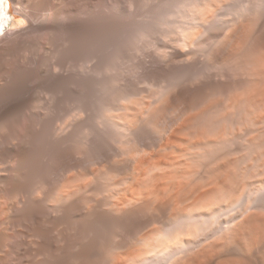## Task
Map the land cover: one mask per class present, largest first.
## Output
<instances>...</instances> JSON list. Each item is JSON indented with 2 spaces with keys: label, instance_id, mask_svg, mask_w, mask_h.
Listing matches in <instances>:
<instances>
[{
  "label": "rangeland",
  "instance_id": "1",
  "mask_svg": "<svg viewBox=\"0 0 264 264\" xmlns=\"http://www.w3.org/2000/svg\"><path fill=\"white\" fill-rule=\"evenodd\" d=\"M9 1L0 36V190L14 184L0 191V216L14 219L3 264H36L31 243L47 240H77L71 251L86 245L101 251L89 252V263L110 264L119 251L114 231L135 223L124 251L143 252L125 264H182L197 245L177 243V233L219 239L224 220L264 213L256 209L264 205V0ZM24 150L30 156L20 163ZM199 192L219 200L214 216L167 214L139 238L154 215L148 208ZM107 221L118 226L110 231Z\"/></svg>",
  "mask_w": 264,
  "mask_h": 264
},
{
  "label": "bare ground",
  "instance_id": "2",
  "mask_svg": "<svg viewBox=\"0 0 264 264\" xmlns=\"http://www.w3.org/2000/svg\"><path fill=\"white\" fill-rule=\"evenodd\" d=\"M9 9H10V1H9V4H8V7H7V9L5 10V12L3 13V15H0V31H2L3 30V28H7V26L9 25V21H10V16H9ZM259 48V47H258ZM235 55V54H234ZM261 59V58H260ZM258 60V59H257ZM262 60V59H261ZM264 60V59H263ZM260 62V61H259ZM261 63V62H260ZM263 69H264V66H263ZM244 75H245V73H244ZM245 77V76H244ZM241 80V79H240ZM238 81V80H237ZM235 83V82H234ZM233 83V84H234ZM243 84V83H242ZM241 85V84H240ZM244 85H246V84H244ZM235 86V85H234ZM263 87V86H262ZM233 88V87H232ZM244 88V87H243ZM263 89V88H262ZM261 89V90H262ZM242 92L240 91V94H241ZM241 96V95H240ZM262 96V95H261ZM260 99V98H259ZM262 99V98H261ZM264 99V98H263ZM262 99V100H263ZM255 100V99H254ZM216 102V101H215ZM214 102V103H215ZM218 103V102H217ZM237 103V102H236ZM238 103H240V102H238ZM235 106H237V105H235ZM251 106V105H250ZM217 107V106H216ZM229 107V106H228ZM262 107V106H261ZM209 108H210V106H209ZM209 108H208V110H209ZM231 108V107H230ZM237 109V108H236ZM261 109V108H260ZM216 110H217V108H216ZM215 110V111H216ZM222 110V109H221ZM253 110V109H252ZM236 111V110H235ZM260 111V110H259ZM229 112V111H228ZM251 112H253V111H251ZM258 113V112H257ZM257 113L255 114V115H257ZM4 114V113H3ZM223 115V114H222ZM252 115H254V113L252 114ZM227 116H228V114H227ZM258 116V115H257ZM224 117H225V115H224ZM249 117H250V115H249ZM259 117V116H258ZM224 119H227V118H224ZM27 129L25 128V131H26ZM27 142V141H26ZM23 143H24V141H23ZM22 143V144H23ZM27 144V143H26ZM62 144H63V142H62ZM20 146V145H19ZM61 146V145H60ZM63 146V145H62ZM3 147H5V146H3ZM7 147H10L9 145L7 146ZM26 147V146H25ZM27 148V147H26ZM58 148V147H57ZM57 148H54V149H57ZM64 148V147H63ZM18 149V148H17ZM28 149V148H27ZM58 150V149H57ZM2 151V150H1ZM29 151V150H28ZM60 151V150H59ZM55 152V151H54ZM2 153H3V151H2ZM6 154V153H5ZM8 154V153H7ZM25 153V150H24V152H18V154H16L17 156H18V158H17V160H19L18 162H23L24 163V161H26L25 160V158H27V156H30V155H28V154H26ZM6 156V155H5ZM2 157H4V156H2ZM2 159V158H1ZM58 159V158H57ZM28 161H29V159H27ZM32 160V159H31ZM12 162H14L13 160H12ZM17 162V161H16ZM10 163H11V161H10ZM26 164H27V162H25ZM31 163V162H30ZM59 163V162H58ZM71 164V163H70ZM10 165V164H9ZM16 165H17V163H16ZM19 165V164H18ZM17 165V166H18ZM22 165H24V164H22ZM61 165V164H60ZM20 166V165H19ZM52 166V165H51ZM69 166V165H68ZM23 167V166H22ZM63 167V166H62ZM74 167V166H73ZM16 168V167H15ZM55 168V167H54ZM54 168H53V170H54ZM70 168V167H69ZM68 168V169H69ZM52 169V168H51ZM223 169H226L225 167L223 168ZM57 171L58 170H54V172H56V174H57ZM65 171V170H64ZM63 171V172H64ZM71 171H73V170H71ZM70 171V172H71ZM13 172V171H12ZM53 172V173H54ZM61 172V171H60ZM65 173V172H64ZM72 173V172H71ZM56 174H54V175H56ZM62 174V173H61ZM68 174V173H67ZM227 174V173H226ZM59 175V174H58ZM63 176V175H62ZM67 176V175H66ZM68 176H69V174H68ZM67 176V177H68ZM224 176H225V174H224ZM52 177V176H51ZM70 177V176H69ZM47 179H49V178H47ZM46 179V180H47ZM9 180V179H8ZM52 180H53V178H52ZM51 180V181H52ZM66 180H70V179H66ZM7 181V180H6ZM59 181V180H58ZM67 181V182H68ZM12 182V181H11ZM11 182L9 183V181L8 182H6L7 184H5V187L8 185V186H10V188H11V185L12 184H14V183H12L11 184ZM45 182V181H44ZM71 182V181H70ZM260 182V181H259ZM5 183V182H4ZM53 183V182H52ZM227 183V182H226ZM44 184H46V183H44ZM49 184V183H48ZM51 184V183H50ZM55 184V183H54ZM68 184V183H67ZM232 184V183H231ZM231 184L229 185V186H231ZM257 184V183H256ZM261 184V183H260ZM7 186V188H4V189H7V190H5L6 192L8 191V193H9V191H11V189H9L8 190V187ZM45 186V185H44ZM48 186H51V185H48ZM47 186V187H48ZM54 186V185H53ZM227 186V185H226ZM228 186V187H229ZM233 187H234V183H233V185H232ZM45 188H46V186H45ZM51 188H52V186H51ZM224 188H225V186H224ZM232 187H230V189H231ZM2 189H3V187H2ZM1 189V190H2ZM3 189V190H4ZM229 189V190H230ZM0 190V191H1ZM2 190V191H3ZM45 190V189H44ZM47 190H48V188H47ZM236 190V189H235ZM4 191V192H5ZM25 191V190H24ZM175 191V190H174ZM17 192V191H16ZM228 192V191H227ZM230 192H232V191H230ZM234 192V191H233ZM2 193V192H1ZM10 193H12V192H10ZM21 193V192H20ZM221 193H223V192H221ZM24 194H26L25 192H24ZM41 194H43V191H42V193ZM40 194V195H41ZM162 194V193H161ZM220 194V193H219ZM224 194V193H223ZM232 194V193H231ZM2 195H4V194H2ZM9 195V194H8ZM233 195V194H232ZM10 196V195H9ZM11 196H13V195H11ZM24 196V195H23ZM42 196V195H41ZM222 196V195H221ZM231 196V195H230ZM26 197V196H25ZM167 197V196H166ZM222 197H224V196H222ZM226 197V196H225ZM228 197H229V195H228ZM228 197L226 198V200L228 199ZM232 197V196H231ZM9 198V197H8ZM23 198V197H22ZM220 198V197H219ZM224 199V198H223ZM161 200H163V199H161ZM160 200V201H161ZM169 201H168V203L169 204H158V202H157V204H156V206H154L153 205V207L151 206L150 208H148V204H145L146 205V207L148 208V210H152L153 209V211H154V215L153 216H151L150 218H147V219H144L145 220V222H143L144 224L143 225H146L147 226V229L145 230V232L144 233H142L141 235H139V238H149L151 235H153L156 231H158L157 230V228H156V226L158 225V224H161V223H158V222H160L161 220H162V218L165 216H168V215H170V216H168V217H172V216H175V215H178V214H184V213H187V214H193V212L194 213H197L199 216H206L208 213H212L213 211L215 212V207H216V205H219V204H217L218 202H219V200H218V202H214L215 201V197H214V195H212L211 193H206V192H203V193H193V194H184V195H175V196H172V197H170L169 199H168ZM222 200V199H221ZM159 201V200H158ZM258 201V200H257ZM163 202V201H162ZM222 202V201H221ZM228 202V201H227ZM246 202V201H245ZM244 202V203H245ZM155 203V202H154ZM233 203V202H232ZM256 203V202H255ZM35 204V203H34ZM34 204H33V206H34ZM224 205H226V204H224ZM117 206V205H116ZM143 207H145L144 205H142ZM111 207V206H110ZM114 207H115V205H114ZM218 207H220V205L218 206ZM222 207V206H221ZM32 208V211H33V209H35L34 210V212L37 210L38 212H36L35 214H37V215H35V216H37V218L40 216L41 217V215L43 214V213H40L39 212V210L41 211L42 210V208H40V207H35L34 206V208L33 207H31ZM40 208V209H39ZM72 208H75V207H72L71 206V210H73ZM77 208V207H76ZM75 208V209H76ZM103 208V207H102ZM142 208V207H141ZM147 208H144V209H147ZM229 208V207H228ZM227 208V209H228ZM252 208V207H251ZM255 208V207H254ZM39 209V210H38ZM93 209V208H92ZM101 209V208H100ZM104 209V208H103ZM102 209V210H103ZM111 209H113V211H114V208H111ZM115 209H117L116 207H115ZM140 209V208H139ZM139 209H137V210H139ZM216 209H217V207H216ZM220 209V208H219ZM236 209H238V208H236ZM235 209V210H236ZM256 209L257 210H264V205L262 204V205H259V206H256ZM2 210V209H1ZM94 210H97V211H101V210H98V209H94ZM94 210H92V211H94ZM132 210V209H131ZM218 210V209H217ZM229 210V209H228ZM255 210V209H254ZM74 211V210H73ZM89 211H91V210H89ZM88 211V212H89ZM113 211H112V213H113ZM129 211V210H128ZM128 211H126V212H128ZM42 212H44V210L42 211ZM81 212H83L82 210H81ZM85 213L87 212V211H84ZM106 212V211H105ZM119 212V211H118ZM117 212V213H118ZM130 212V211H129ZM138 212V214H139V211H137ZM142 212V211H141ZM257 212V211H256ZM264 212V211H263ZM41 215H40V214ZM93 213V212H92ZM107 213H109V212H107ZM114 213H115V211H114ZM120 213V212H119ZM123 213V212H122ZM224 213V212H223ZM3 214V213H2ZM1 214V215H2ZM39 214V215H38ZM82 214H84V213H82ZM81 214V215H82ZM97 214V213H96ZM110 214V213H109ZM137 214V215H138ZM142 214H144V213H142ZM147 214V213H146ZM168 214V215H167ZM213 214V213H212ZM44 215V214H43ZM80 215V216H81ZM91 214H88V216H87V214H86V217L88 218H86L87 220H89L90 219V216ZM95 215V214H94ZM99 215V214H98ZM103 215V214H102ZM106 215V214H105ZM117 216H118V214H116ZM129 215H135V213H134V210H132L131 212H130V214ZM145 215V214H144ZM185 215V214H184ZM228 215V214H227ZM226 215V216H227ZM2 216H4V215H2ZM2 216H0V217H2ZM82 216H84V219H81V220H83V222H84V224L86 225V224H89V223H91L90 221H89V223H86L87 222V220L85 219V214L84 215H82ZM115 216V215H114ZM122 216V215H121ZM190 216V215H189ZM213 216H214V214H213ZM223 216H225V215H223ZM5 217H7L6 219H5V221L3 222V223H1L0 222V244L1 243H3V244H1V245H3L2 247H1V245H0V261L2 262V264L4 263V262H6V260H7V258H6V255H7V253H8V251H9V249H8V245H6L5 244V241L7 240V238L9 237V235H10V226H12L13 225V219H12V217H8V216H4V218ZM32 221H35V219H34V214L32 213ZM39 217V218H40ZM91 217H92V215H91ZM97 217V216H96ZM126 217V216H125ZM133 217V216H132ZM142 217V216H141ZM231 217V216H230ZM233 217V216H232ZM3 218V217H2ZM36 218V221L38 220ZM93 218V217H92ZM95 218V217H94ZM115 218V217H114ZM121 218H124V217H121ZM120 218V219H121ZM184 218H186V217H184ZM205 218V217H204ZM98 219V218H97ZM100 219V218H99ZM109 219H111V218H109ZM137 219V218H136ZM139 219V218H138ZM161 219V220H160ZM190 219V218H189ZM84 220H86V222L84 221ZM102 220V219H101ZM100 220V221H101ZM112 220V222H113V218L111 219ZM110 220V221H111ZM124 220V219H123ZM131 220V219H130ZM133 220V219H132ZM192 220V219H191ZM208 220V219H207ZM223 220V219H222ZM229 220V219H228ZM228 220H224L225 222H227V223H224V225H225V227H226V231H225V227L224 228H222L221 227V223H220V227L226 232H224V233H220V234H224L223 236L221 235V238H219V239H217V237L214 239V237H213V235H207V236H205V237H203L202 236V238L201 237H199L198 236V238L196 239V240H192V241H190L191 239V237L189 236V234H186V235H183L182 233V235L180 234V236L178 237V235L176 234L175 236V241L177 240V243L179 242V244L180 243H184V244H188L187 243V241L189 242V244H191V242H193V243H195V245L194 246H198V248H197V246L194 248V249H199V247H200V249L199 250H197V251H194V249H193V244H191V246L192 247H188V248H190V249H193V251H191L190 249H189V253H190V255L187 257V255L185 256L186 258V260H185V262H183L182 264H264V213L262 214V211H261V214L259 213H254V214H252V212H251V215H249L248 217H246V218H244V219H242V220H240L239 222H236L235 220V222L233 221V223H232V221H231V219H230V221H228ZM0 221H1V218H0ZM40 221V223H41V221L42 220H38L37 222H39ZM93 221V220H92ZM99 221V222H100ZM103 221V220H102ZM117 221V220H116ZM115 221V222H116ZM120 221V220H119ZM134 221H135V219H134ZM138 221V220H137ZM209 221V220H208ZM211 221V220H210ZM81 222V221H80ZM94 222V221H93ZM114 222V223H115ZM230 224H229V223ZM15 223V222H14ZM79 223V222H78ZM111 223V222H110ZM11 224V225H10ZM34 224H37V223H34ZM118 223H116L114 226H116ZM120 224V223H119ZM139 224V223H138ZM138 224H133V225H131L129 228L127 227V229L126 228H123V230H120V231H114L115 232V237H114V235H112L113 237H114V239L112 240V239H110L111 241H113L112 242V244H113V246H115L116 247V249H118L119 248V251H117V252H115V254L113 255H111V253H110V256H111V260L109 261L110 262V264H125L126 262H124V261H126V259H129V258H131L133 255H134V257L135 256H138V254L139 253H142L141 252V249L138 247V248H136L135 249V247H131L132 249H133V251H131V249L129 248V250H130V252H132V253H129V250L128 251H124L126 248H124V244L126 243V242H124V238H125V236H129V238L131 239V236H135V235H133L134 233L133 232H135L134 230L136 229V228H138L140 225H138ZM229 224V225H228ZM37 225H39V224H37ZM80 225V226H79ZM79 225H77V226H79V228L81 227V223L79 224ZM93 224H90V227H91V229H92V227H93V230H94V225H97L96 223L92 226ZM101 225H103V223H101ZM105 225V224H104ZM108 225L110 226L111 225V229H112V223L111 224H109L108 223V221H107V226L106 227H108ZM183 225V224H182ZM204 225V224H203ZM215 225V224H214ZM223 225V224H222ZM89 226V225H88ZM87 226V227H88ZM98 226V225H97ZM96 226V227H97ZM118 226V225H117ZM159 226V225H158ZM157 226V227H158ZM190 226H192V225H190ZM82 227H84L83 226V223H82ZM81 227V228H82ZM90 227H88L89 228V231H90ZM144 227V226H143ZM39 228V227H38ZM70 228V227H69ZM103 228V227H102ZM109 228V227H108ZM110 228H109V230H110ZM140 228H142V227H140ZM221 228H219L218 229V231L220 230L221 232H223V230H221ZM84 229H86V228H84ZM98 230H100L99 228H97ZM95 230V231H98V230ZM104 229H105V227H104ZM107 229V228H106ZM143 229V228H142ZM185 229V228H184ZM202 229V228H201ZM38 230V229H37ZM68 230H70V229H68ZM92 230V232H95V231H93ZM108 230V231H109ZM116 230H118L117 228H116ZM137 230H139V229H137ZM42 231V230H41ZM39 232V233H36L37 235H39V234H41L42 232ZM102 231V230H101ZM110 231H112V230H110ZM140 231V230H139ZM182 231H184V230H182ZM82 232V231H81ZM100 232V231H99ZM117 232V233H116ZM201 232V231H200ZM211 232V231H210ZM209 232V233H210ZM44 233H45V231H44ZM43 233V234H44ZM68 233V232H67ZM90 234H91V231L89 232ZM110 233V232H109ZM108 233V234H109ZM112 233V232H111ZM43 234H41L40 236H42L43 237ZM48 234H49V232H48ZM62 234V233H61ZM96 234H98V232H96V233H93V237L96 235ZM113 234V233H112ZM211 234V233H210ZM45 235V234H44ZM64 235V234H63ZM106 235H107V233H106ZM202 235V234H201ZM216 235V234H215ZM46 236V235H45ZM62 235H60V237H61ZM66 236V235H65ZM65 236H63L64 238H65ZM98 236H99V234H98ZM138 236V235H137ZM97 237V236H96ZM111 237V236H110ZM190 237V238H189ZM47 238H48V235H47ZM66 238H67V236H66ZM70 238V237H69ZM109 238V237H108ZM107 238V239H108ZM112 238V237H111ZM177 238V239H176ZM42 239V238H41ZM44 239V241H46L45 239L46 238H43ZM68 239V238H67ZM67 239H65V240H67ZM90 241L92 240V239H95V238H88ZM106 239V240H107ZM190 239V240H189ZM69 240V239H68ZM79 240V239H78ZM109 240V239H108ZM108 240H107V242H108ZM61 240L59 239V242H60ZM75 241V240H74ZM77 241V240H76ZM75 241V242H76ZM99 241V240H98ZM128 241V240H127ZM137 241V240H136ZM165 241V240H164ZM43 241H41V243H36V244H32L31 243V248L33 249V253H31V257H30V259L31 260H33L36 264H45V262L47 261V262H51L52 264H67V260H69L70 261V258H73L74 260H77L78 261V263L77 264H79V262L81 263V264H86L88 261L90 262V258L89 257H91L90 255H92L91 253L89 254V252H92V251H95V249L93 250L92 249V251H90L89 249H91V248H83V247H86V245L84 246L83 244H84V242H83V247H76L77 249H80L78 252H75V251H71L70 249L71 248H69V244L68 243H62L60 246H57V245H53L54 244V242H53V244L52 243H49L48 242V240H47V242H45V243H42ZM59 242H57V243H59ZM64 242H66V241H64ZM70 242H71V240H70ZM73 242V241H72ZM75 242H73V243H75ZM78 242V241H77ZM94 242V241H93ZM93 242H91V243H93ZM135 242V241H134ZM133 242V243H134ZM154 242V241H153ZM186 242V243H185ZM56 243V244H57ZM73 243H71L70 245H72L73 246ZM80 243V242H79ZM82 243V242H81ZM80 243V244H81ZM89 243V242H88ZM87 243V245H89ZM98 243V242H97ZM79 244V245H80ZM102 244V243H101ZM100 244V245H101ZM106 244V242L105 243H103L102 245H104V246H107V245H105ZM111 244V243H110ZM127 244V243H126ZM131 244V243H130ZM184 244H183V246H184ZM79 245H77L76 244V246H79ZM92 245V244H91ZM95 245V244H94ZM97 245V244H96ZM99 245V246H100ZM151 245V244H150ZM162 245V244H161ZM81 246V245H80ZM90 246V245H89ZM88 246V247H89ZM103 246V247H104ZM113 246H110V247H112L113 249L115 248V247H113ZM127 246V245H126ZM165 246V245H164ZM167 246V245H166ZM179 246V245H178ZM186 246V245H185ZM189 246V245H188ZM98 247V246H97ZM100 247H102V246H100ZM128 247V246H127ZM137 247V246H136ZM75 248V247H74ZM92 248H94V246L92 247ZM104 248H106V247H104ZM124 248V249H123ZM184 248V247H183ZM185 248H187V247H185ZM73 249V248H72ZM97 249V248H96ZM100 249V248H99ZM112 249V250H113ZM159 249V248H158ZM40 250H42L43 251V254L45 253V255H43V254H41V252H39ZM87 250H89V251H87ZM98 250V249H97ZM104 250H106V249H104ZM108 250V249H107ZM106 250V251H107ZM179 250V249H178ZM45 251V252H44ZM77 251V250H76ZM99 251V250H98ZM96 252L95 251V253H99V252H101V251H99V252ZM102 251H103V249H102ZM105 251V252H106ZM186 251V250H185ZM112 252H114V251H112ZM160 253H162L161 251H160ZM181 253V252H180ZM187 253H188V249H187ZM94 254V253H93ZM97 254H95V255H97ZM169 254V253H168ZM108 255V254H107ZM140 255V254H139ZM173 255H174V253H173ZM178 255V254H177ZM181 255H183V254H181ZM8 256V255H7ZM47 256V257H46ZM100 256V255H99ZM102 256V255H101ZM141 256V255H140ZM27 257H29V256H27ZM93 258H94V256H92ZM97 257V256H96ZM178 257V256H177ZM176 257V258H177ZM5 258V259H4ZM93 258H92V260H93ZM136 258V257H135ZM134 258V259H135ZM29 259V258H28ZM29 259V260H30ZM133 258H132V260H134ZM183 259H184V257H183ZM3 260H5L4 262H3ZM66 261V262H65ZM71 261H72V259H71ZM70 261V262H71ZM27 262V261H26ZM26 262H25V264H26ZM32 262V261H31ZM33 262V263H34ZM69 262V263H70ZM76 262V261H75ZM88 262V263H89ZM123 262V263H122ZM174 262V261H173ZM176 262H177V260H176ZM91 263H93V262H91ZM91 263H89V264H91ZM170 263V262H169ZM172 263V262H171ZM178 263V262H177ZM6 264V263H5ZM21 264H22V261H21ZM27 264H29V263H27ZM72 264H73V262H72ZM173 264V263H172Z\"/></svg>",
  "mask_w": 264,
  "mask_h": 264
},
{
  "label": "snow or ice",
  "instance_id": "3",
  "mask_svg": "<svg viewBox=\"0 0 264 264\" xmlns=\"http://www.w3.org/2000/svg\"><path fill=\"white\" fill-rule=\"evenodd\" d=\"M8 4H9V0H0V15H3V13L8 7ZM18 23L23 24L24 21L20 20L18 21Z\"/></svg>",
  "mask_w": 264,
  "mask_h": 264
},
{
  "label": "water",
  "instance_id": "4",
  "mask_svg": "<svg viewBox=\"0 0 264 264\" xmlns=\"http://www.w3.org/2000/svg\"><path fill=\"white\" fill-rule=\"evenodd\" d=\"M3 30H5V28H3ZM1 32V31H0Z\"/></svg>",
  "mask_w": 264,
  "mask_h": 264
}]
</instances>
